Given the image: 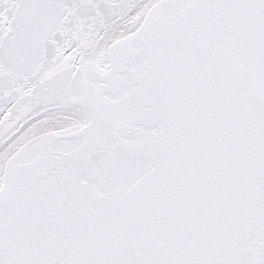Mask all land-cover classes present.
I'll return each instance as SVG.
<instances>
[{"label": "snow or ice", "instance_id": "6c2138e0", "mask_svg": "<svg viewBox=\"0 0 264 264\" xmlns=\"http://www.w3.org/2000/svg\"><path fill=\"white\" fill-rule=\"evenodd\" d=\"M0 264H264V0H0Z\"/></svg>", "mask_w": 264, "mask_h": 264}]
</instances>
